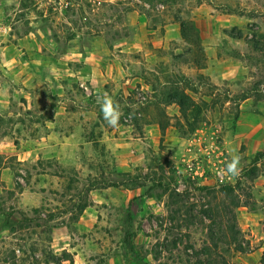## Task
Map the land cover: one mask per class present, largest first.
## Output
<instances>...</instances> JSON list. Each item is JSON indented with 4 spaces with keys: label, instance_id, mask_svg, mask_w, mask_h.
I'll list each match as a JSON object with an SVG mask.
<instances>
[{
    "label": "rangeland",
    "instance_id": "rangeland-1",
    "mask_svg": "<svg viewBox=\"0 0 264 264\" xmlns=\"http://www.w3.org/2000/svg\"><path fill=\"white\" fill-rule=\"evenodd\" d=\"M0 264H264V0H0Z\"/></svg>",
    "mask_w": 264,
    "mask_h": 264
},
{
    "label": "clouds",
    "instance_id": "clouds-1",
    "mask_svg": "<svg viewBox=\"0 0 264 264\" xmlns=\"http://www.w3.org/2000/svg\"><path fill=\"white\" fill-rule=\"evenodd\" d=\"M97 104L100 106L103 119L107 125L110 127L118 126L122 115L120 105L107 94L98 96ZM241 159L242 157L238 153L231 154V159L227 162L226 167L220 170L218 175L226 179L239 177L242 172Z\"/></svg>",
    "mask_w": 264,
    "mask_h": 264
},
{
    "label": "trees",
    "instance_id": "trees-1",
    "mask_svg": "<svg viewBox=\"0 0 264 264\" xmlns=\"http://www.w3.org/2000/svg\"><path fill=\"white\" fill-rule=\"evenodd\" d=\"M182 29H184V26H183V28H182ZM222 191H223V192H225V193H230V190H229V188H228V187H226V186L222 188ZM83 211H84V210H83ZM67 260H68V259H65L64 261H67Z\"/></svg>",
    "mask_w": 264,
    "mask_h": 264
}]
</instances>
